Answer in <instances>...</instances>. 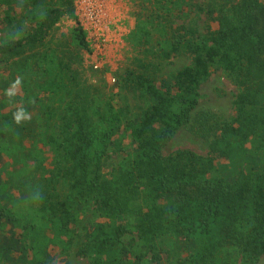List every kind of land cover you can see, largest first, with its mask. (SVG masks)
<instances>
[{
  "label": "trees",
  "instance_id": "trees-1",
  "mask_svg": "<svg viewBox=\"0 0 264 264\" xmlns=\"http://www.w3.org/2000/svg\"><path fill=\"white\" fill-rule=\"evenodd\" d=\"M75 1L0 0V33L15 30L0 42L9 73L0 90V260L54 264L74 244L87 206L90 264H139L149 255L156 264H234V251L262 258L264 0H205L200 11L219 24L204 31L172 23L190 16L194 0H142L128 41L149 60L133 58L125 79L148 105L131 119L114 93L82 73L91 47ZM66 17L76 27L55 37ZM174 57L190 64L166 75L151 60ZM218 70L239 87L229 122L198 111L199 89ZM185 126L224 146L222 160L191 150L165 155ZM119 153L122 165L110 169ZM38 171L47 176L31 189L26 179ZM126 235L134 236L128 245Z\"/></svg>",
  "mask_w": 264,
  "mask_h": 264
},
{
  "label": "rangeland",
  "instance_id": "rangeland-1",
  "mask_svg": "<svg viewBox=\"0 0 264 264\" xmlns=\"http://www.w3.org/2000/svg\"><path fill=\"white\" fill-rule=\"evenodd\" d=\"M141 2L142 0H76L77 14L91 47V52L85 53L82 73L89 84L99 87L106 94L114 93L117 96L119 105L126 110L127 119L140 115L148 105L144 93L126 85L125 79L126 71L132 68L133 58L138 57L149 60V57L142 50L134 51L128 41L135 27L136 12H141L139 6ZM204 3L205 0H194L195 5L190 16L187 18L181 16L173 18V25L178 26L184 22L185 24L196 22L202 31L211 26L217 28L219 24L217 19H209L205 12L200 11L198 5L202 6ZM144 5L148 6L147 4ZM95 19L99 20L98 27L93 24ZM76 25L75 19L66 17L57 25L52 35L57 37L62 33L70 34ZM14 31V29H8L6 32L0 33V42L10 39ZM55 42L54 37L51 36L47 46L50 47ZM151 60L157 64L159 63L166 75L174 74L180 68L190 64V59L183 57H174L166 61ZM4 67L5 63L0 62V90L9 75L8 72L4 71ZM113 78H116V82L112 81ZM199 93L198 111L210 110L215 114L216 119L220 121L219 123L229 122L237 117L235 101L239 94V87L233 78L224 71L213 72L201 85ZM210 139H204L196 135L189 127L185 126L178 130L175 138L165 148L164 153L170 155L179 150H191L203 157L213 156L217 161L222 160L224 146L213 148ZM44 157L47 169L55 170L54 156L46 153ZM124 158L123 153L114 154L108 161L109 168L120 167ZM46 176L40 171L35 172L26 179V183L31 189H37ZM0 179L4 182L7 180V173L1 170V164ZM10 190L18 191L15 188ZM92 213L93 206H87L81 212L78 218L77 237L74 244L66 250H58L54 257V264H90V259L84 255L83 251L87 244L85 228L87 223L94 218ZM132 239H134L133 235H126L124 243L128 245ZM233 256L234 264H264V256L255 261H249L243 254H237L235 251ZM167 263L164 257L162 264ZM0 264L21 263L3 259L0 260ZM139 264L156 263L149 255Z\"/></svg>",
  "mask_w": 264,
  "mask_h": 264
},
{
  "label": "built area",
  "instance_id": "built-area-1",
  "mask_svg": "<svg viewBox=\"0 0 264 264\" xmlns=\"http://www.w3.org/2000/svg\"><path fill=\"white\" fill-rule=\"evenodd\" d=\"M75 5H76V1H75ZM76 15H77V17H78V14H77V5H76ZM79 18V17H78ZM79 20H80V18H79ZM80 23H81V20H80ZM93 24L96 26V27H98L99 26V20L98 19H95V20H93ZM81 25H82V23H81ZM83 26V25H82ZM84 28V27H83ZM85 30V29H84ZM88 40V39H87ZM96 68H98V66H96ZM112 81L113 82H116V78H113L112 79Z\"/></svg>",
  "mask_w": 264,
  "mask_h": 264
},
{
  "label": "clouds",
  "instance_id": "clouds-1",
  "mask_svg": "<svg viewBox=\"0 0 264 264\" xmlns=\"http://www.w3.org/2000/svg\"><path fill=\"white\" fill-rule=\"evenodd\" d=\"M16 83L18 84L19 83V80H17ZM17 119H19V117Z\"/></svg>",
  "mask_w": 264,
  "mask_h": 264
}]
</instances>
